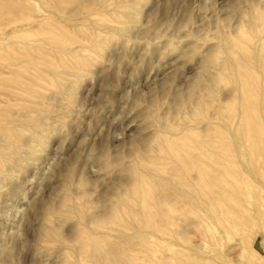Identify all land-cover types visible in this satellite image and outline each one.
Returning <instances> with one entry per match:
<instances>
[{
    "label": "rangeland",
    "instance_id": "374dc122",
    "mask_svg": "<svg viewBox=\"0 0 264 264\" xmlns=\"http://www.w3.org/2000/svg\"><path fill=\"white\" fill-rule=\"evenodd\" d=\"M0 3V264H264V157L240 225L213 163L264 84V0Z\"/></svg>",
    "mask_w": 264,
    "mask_h": 264
},
{
    "label": "bare ground",
    "instance_id": "6f19581e",
    "mask_svg": "<svg viewBox=\"0 0 264 264\" xmlns=\"http://www.w3.org/2000/svg\"><path fill=\"white\" fill-rule=\"evenodd\" d=\"M0 4H2V3H0ZM16 4H17V2L12 4L11 6H13L15 8V7H17ZM13 22H16V21H13ZM5 27H6V25L2 23V25L0 26V29H4ZM15 38L16 37H14V39ZM228 39H230V38H228ZM231 39H233V38H231ZM0 42H2V39H0ZM239 42L236 41V40H232V41L228 40V42L226 40V43L222 42L223 44L220 42L221 43L220 51H222V53L224 52L225 55L228 57V59L229 58L230 59H232V58L234 59V57L232 55L233 54L232 53V50H233L232 48H239V50H237V52L241 51V50L244 51V52L245 51L247 52V50L245 48H242L240 46ZM0 50H2V48ZM0 54H1V51H0ZM241 55H243V54H241ZM1 57H3V53H2ZM236 60H238V59H236ZM239 60L241 61V59H239ZM238 63H239V61H238ZM202 74H204V72ZM239 74L242 75L243 72L242 73L240 72ZM236 76H238V78H239L238 74ZM241 78H243V77H241ZM262 80H261V82H263ZM247 82L248 81L245 80L246 84H242L239 87L238 92H239V96L240 97H237L238 100L240 101V103L243 101L245 104L243 105V103H242L241 106L239 105V107L238 106L236 107V110L233 111V113L231 115L225 116L226 117L225 118L226 119V127H227L226 129L228 131L227 132L228 133V136H227L228 138L227 139L230 141V145H229L228 149L232 152V154L230 156V159L228 161L214 160V162H213L214 165L223 164V163H226V162L228 163L227 165L223 166L224 168L221 170V173H222L221 175L225 179L226 183H220V187L223 186L225 188H223V189H221L220 187L219 188L221 190L220 193H223L225 195L226 205L224 207V213L226 214V219H228L229 221H234V223L239 224V225L248 222L250 219H257L256 215L252 216L249 213V211H248L249 208H248L247 203H248V201H250V199L256 198L257 197V193H255V192H253V193L251 192L250 194L247 193V191H248L247 185L248 184H246L244 182V180L248 176V174H249L248 172L249 171L247 170L248 171L247 172L245 170V168L243 166V158L242 157H243L244 154L245 155H249L251 157L253 155H255V154H260V155H262L264 157V115L261 112L259 113L258 109H257V111L254 110L256 108V106L253 103V100H254L257 104H264V87H262L264 84L260 82V84H259L257 89H256V87H255V89H251L252 85L249 86ZM260 86H261V89H260ZM242 130L247 131V133H246V137L247 138L244 137V135H243L244 133L242 132ZM245 142H252L253 146H254V149H250V150H248L246 152H243L242 145ZM166 144H168V143H166ZM170 144L172 145V143H170ZM195 170H198L196 172L198 174V176L196 178H194L195 176L193 177V176L190 175V178H191L190 185L192 186V188H195L198 192H205L206 188H203L201 185L204 182V180L209 176L208 172H210L212 170L211 169L204 170V169H200V168H197ZM254 175L256 176V178L259 177V178H261V180L264 179V161L260 165L259 169L254 173ZM250 177H251V175H250ZM192 178L196 179V180H193ZM216 184H218V183H216ZM144 186H145V184H144ZM142 193H144V192H142ZM193 202H195V200H193ZM198 209H199V207H198ZM201 212L203 213L202 210L199 211V213H201ZM201 215H203V214H201ZM205 215H206V213H205ZM258 216H259V213H258ZM201 220L202 221L204 220L203 217H201ZM216 220H218V219H216ZM253 221H255V220H253ZM173 223H174V221H173ZM204 223H205V221H204ZM217 227H218V225H217ZM219 237H221V236H219ZM217 242H219V241H217ZM213 243H214V239H213ZM201 244H202V242H201ZM224 244L225 243H223V245ZM207 248H208V246H207ZM216 248H218V247H216ZM182 260H184V258Z\"/></svg>",
    "mask_w": 264,
    "mask_h": 264
}]
</instances>
